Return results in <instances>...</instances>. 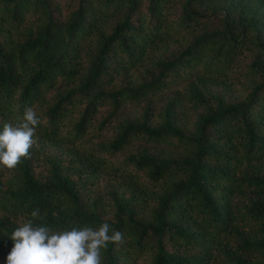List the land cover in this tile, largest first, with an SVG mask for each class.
<instances>
[{"label":"trees","instance_id":"trees-1","mask_svg":"<svg viewBox=\"0 0 264 264\" xmlns=\"http://www.w3.org/2000/svg\"><path fill=\"white\" fill-rule=\"evenodd\" d=\"M182 78L189 114L155 109ZM26 105L40 124L31 158L0 165V264L27 219L107 220L123 242L102 264H264V0H0V131Z\"/></svg>","mask_w":264,"mask_h":264},{"label":"clouds","instance_id":"clouds-1","mask_svg":"<svg viewBox=\"0 0 264 264\" xmlns=\"http://www.w3.org/2000/svg\"><path fill=\"white\" fill-rule=\"evenodd\" d=\"M40 119L32 106H25L23 115L15 121L4 123L0 131V165L8 169L21 163V158H31L30 148ZM32 218L40 215L35 208ZM10 239L13 246L6 264H102L101 249L109 243L120 244L123 234L105 220L98 229L72 227L71 230L52 231L27 219L16 227Z\"/></svg>","mask_w":264,"mask_h":264},{"label":"rangeland","instance_id":"rangeland-1","mask_svg":"<svg viewBox=\"0 0 264 264\" xmlns=\"http://www.w3.org/2000/svg\"><path fill=\"white\" fill-rule=\"evenodd\" d=\"M187 84H188V80L183 79V78L176 82L171 83L169 86L165 88V90L160 95L152 99L151 105L155 109H158L159 107L164 105V102L168 101L171 97L176 96L177 98H179V100L183 101V103H181V106L183 110H185L187 114H189L190 111L186 110V108L189 106V103L192 102L193 97L190 93V90L187 89ZM197 92L201 93L205 97L207 96L217 97V98H220L226 101H233L235 96L237 97V91H235L234 88L229 89L224 84H213V85L199 84V88L197 89ZM141 105L142 103L136 106L130 105V106L122 108L120 110V115L117 121H120L124 118L132 119L134 118L135 113H136V117H138V112H139V108ZM193 114L194 113H192V115ZM109 135H110L109 132H106L103 136L105 139H107ZM100 141L101 140L99 139L93 140L92 145L97 144ZM88 146H91V145L89 144ZM102 186L103 184H99V186L97 187V191H100ZM216 261H219L218 264H223V256L221 253L219 254V257H217Z\"/></svg>","mask_w":264,"mask_h":264}]
</instances>
